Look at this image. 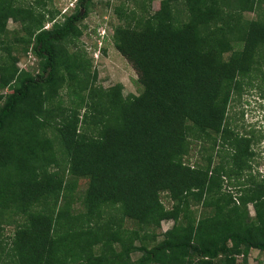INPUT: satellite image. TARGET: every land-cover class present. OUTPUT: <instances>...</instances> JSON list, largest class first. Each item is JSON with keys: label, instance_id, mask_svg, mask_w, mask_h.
Returning a JSON list of instances; mask_svg holds the SVG:
<instances>
[{"label": "trees", "instance_id": "obj_1", "mask_svg": "<svg viewBox=\"0 0 264 264\" xmlns=\"http://www.w3.org/2000/svg\"><path fill=\"white\" fill-rule=\"evenodd\" d=\"M93 1L58 19L52 0H0V231L15 225L0 264H248L252 253L263 264L264 176L250 160L264 132L237 131L229 110L264 81V0L112 3L125 21L114 42L141 73V92L127 95L60 48ZM24 44L38 72L13 58ZM75 80L83 116L60 111Z\"/></svg>", "mask_w": 264, "mask_h": 264}, {"label": "rangeland", "instance_id": "obj_2", "mask_svg": "<svg viewBox=\"0 0 264 264\" xmlns=\"http://www.w3.org/2000/svg\"><path fill=\"white\" fill-rule=\"evenodd\" d=\"M52 1L53 5L51 8L56 15L55 17L58 19L62 18L65 12H72L71 10L75 5V0ZM114 2L117 4H122V0H94L90 6L88 15L79 23L80 27L82 28V34L79 35L74 40V42L70 43L69 45L63 44L60 48L66 49L67 52L64 53L65 56L72 54V58L77 66H83L86 65V63H90V80L95 81L98 86L102 85L104 87H110L116 84H122L123 91L126 95L130 93L138 94L142 90L138 81L141 73L137 69L131 56L122 54L117 48L113 39L115 27L118 24L125 22L122 20L120 21L113 15L115 7L112 5V3ZM160 2L161 0H150V11L155 12L160 6ZM41 4L44 8H46L43 3ZM50 25L51 23H47V26ZM8 26L10 29H20V24L14 22L13 20L9 21ZM103 26H107L108 34L106 37L101 39L99 38L97 28L103 29ZM24 48H26V44L16 45L13 50V58L16 60L17 65L20 68L34 71L37 69L35 68V65L39 62L38 58L33 53H28L31 50L25 52L26 50ZM36 71L38 72V69ZM76 84V80L72 82L68 81L60 88V111L61 109H66L67 111L79 109V111H81V116H83L85 109L83 106L80 109L78 96L76 94ZM8 91H11V89H7L5 92ZM263 92L264 81L258 79L254 81L253 86L245 87L239 99L232 102L229 110V119L233 121V124H237V131L243 132L244 130L254 128L258 130L261 129L264 132ZM257 134L259 133L257 132ZM254 148L257 154L253 157V159L250 160V164L253 166L252 173L256 176L261 175L259 178H263L264 136L260 138V142L256 144ZM217 162H220V159H217ZM188 163L193 164L194 159L191 158ZM245 178L247 179V176H245ZM76 179L78 180L77 191L81 190L84 192L89 186L88 177L78 176ZM231 181H234V179ZM230 182L228 178L225 179L223 187L228 191H231L235 197L239 198V196L242 194L241 191H245V189H243L244 187L233 186ZM164 201L168 207L172 206V201H170L168 196L164 198ZM75 206L80 207V203L76 202ZM195 212L198 216L200 213V208L196 207ZM249 214L250 217H248V221L251 222L256 214L255 207L252 203L249 204ZM173 224V219L165 220L163 222L164 230L172 227ZM2 228L3 229L0 231V239L3 242V246L9 247L7 242L15 232V225H4ZM2 256L4 257V255H0L1 260H3ZM133 256L136 258L139 256V253L137 252L133 254ZM260 260L262 259L257 257L256 253H252V257H250L248 264H259Z\"/></svg>", "mask_w": 264, "mask_h": 264}, {"label": "clouds", "instance_id": "obj_3", "mask_svg": "<svg viewBox=\"0 0 264 264\" xmlns=\"http://www.w3.org/2000/svg\"><path fill=\"white\" fill-rule=\"evenodd\" d=\"M75 2H76V0H75ZM75 4H76V3H75ZM74 7H75V5H74ZM102 28H103V29L97 28V29H98L97 32H98L99 38H101V39H102L103 37H106V35L108 34L107 26H103ZM102 30H105L104 33H101Z\"/></svg>", "mask_w": 264, "mask_h": 264}, {"label": "built area", "instance_id": "obj_4", "mask_svg": "<svg viewBox=\"0 0 264 264\" xmlns=\"http://www.w3.org/2000/svg\"><path fill=\"white\" fill-rule=\"evenodd\" d=\"M101 33H104V31H101Z\"/></svg>", "mask_w": 264, "mask_h": 264}, {"label": "bare ground", "instance_id": "obj_5", "mask_svg": "<svg viewBox=\"0 0 264 264\" xmlns=\"http://www.w3.org/2000/svg\"><path fill=\"white\" fill-rule=\"evenodd\" d=\"M74 2V1H73ZM73 6V5H72Z\"/></svg>", "mask_w": 264, "mask_h": 264}]
</instances>
